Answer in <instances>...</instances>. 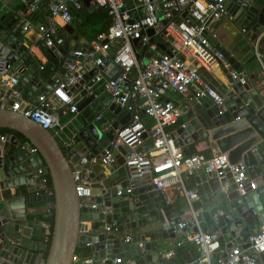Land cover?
I'll return each mask as SVG.
<instances>
[{"label":"water","instance_id":"water-1","mask_svg":"<svg viewBox=\"0 0 264 264\" xmlns=\"http://www.w3.org/2000/svg\"><path fill=\"white\" fill-rule=\"evenodd\" d=\"M49 1L60 2L41 0L39 6ZM260 1H225L227 16L217 22L208 37L222 57L218 64L228 84L216 81L209 72L202 76V81L222 98V105L214 104L209 97H197L191 89L187 97L189 112L172 133L175 146L185 150L184 154H194L197 147L205 145L227 153L232 164L244 162L257 189L249 191L248 185L247 193L239 196L229 176L219 178L199 172L194 180L200 201L189 204L181 197L167 204L165 196L150 184L134 185L131 193H127L131 172L117 151H113L117 167L111 172L89 162L82 168H72L69 157L76 163L83 155L89 161L92 156L103 154L101 141L107 144L113 140L115 130L131 118L130 113L111 103L106 93L92 94L78 105L77 110L86 124L76 127L75 145L67 154L62 152L49 130L20 112L0 109V129L12 132L0 139V264H72L77 250L84 247L91 248L94 264H156L157 242L166 244L183 236L186 230L178 228L180 217L198 208H204L202 228L219 230V245L226 261L235 231L255 233L259 229L264 223V144L256 152H252V148L264 140V100L251 79L244 85L233 82L223 62L232 70L241 71L255 58L253 48L264 32V6ZM166 22L163 20L164 24ZM68 28L74 30V27ZM73 30H68L66 38L70 49H89L87 41ZM148 34L152 35L153 30H148ZM23 35L14 13H0V58L13 67L11 74L17 80L15 89L21 94L22 106L28 107L40 96L49 95L55 87L54 79L62 77L58 64L65 61V67L70 59L64 60L57 53V63L48 61L41 68L35 57L16 59V54L26 50L20 40ZM159 47L166 48L163 44ZM56 102L55 99L49 112L57 111L63 116L68 106L60 107ZM88 106L91 110H87ZM106 110L114 114L115 120L111 129L103 134L92 120L97 113ZM142 137L146 138V134ZM151 146L152 141L148 140L138 151ZM31 148L36 152H30ZM120 151L125 154L126 149ZM36 167H42L49 177L51 195L37 194L41 191L38 178L28 174ZM74 169L89 171L91 195L100 205L97 209L80 207ZM19 203L21 206H16ZM40 204L45 205L43 210ZM41 212L44 218L51 217L52 225L46 254L28 251L18 239L20 231L24 236L30 235L32 229L28 223L33 224L32 217ZM213 215L216 222L211 223ZM87 222L90 225L84 224ZM41 232L45 230L42 228ZM138 243H143V250ZM252 257L264 264V253H254ZM116 258L121 261L114 262Z\"/></svg>","mask_w":264,"mask_h":264},{"label":"built area","instance_id":"built-area-1","mask_svg":"<svg viewBox=\"0 0 264 264\" xmlns=\"http://www.w3.org/2000/svg\"><path fill=\"white\" fill-rule=\"evenodd\" d=\"M20 1L22 7L14 12V18L24 32L37 34V42L16 54L15 58L31 57L33 48H41L61 54L64 60L68 54L70 62L65 67V61L61 64L62 77L54 79L55 87L49 95H42L34 105L24 107L21 94L15 89L17 80L11 74L13 67L0 58V109L20 112L49 130L64 154L73 149L76 132L66 133L67 126L60 121L62 116L57 111L49 112L55 99L60 107L68 106L63 115L75 117L79 115L80 102L100 90L108 95L111 103L131 114L127 124L116 129L113 140L103 147V154L94 155L89 161L83 155L76 163L69 157L72 168H82L89 162L111 172L117 167V158L113 154L117 151L131 172L127 193H131L134 185L150 184L165 196L167 204L172 202L166 196L170 188L178 190L189 204L199 202L197 189L184 183L186 178L199 172L219 178L229 176L234 180L239 196L247 193L248 185L249 191L257 189L244 162L232 164L227 153L218 151L210 156L182 154L172 137L174 128L189 112L187 97L191 89L197 97H209L214 104L222 105V98L202 81V76L210 69L205 62L207 58L218 66V60L222 59L208 34H213L217 22L227 16L226 0H60L58 4L49 1L43 7L39 6L41 0ZM85 1L105 10L110 23L105 33L88 43L89 49L72 51L70 41L66 39L67 28L75 26L73 12L81 10ZM41 10L42 17L32 21L30 17ZM163 20L167 22L164 24ZM150 29L152 35L148 34ZM159 44H163L165 50ZM39 62L41 68L45 62ZM223 67L233 82L244 85L250 80L245 71L232 70L227 62H223ZM93 70L96 72L90 74ZM171 94L186 98V102L168 99ZM143 117L151 119L152 123L147 126L142 122ZM114 120V114L106 110L97 113L92 121L104 134L111 129ZM144 133L146 138L142 137ZM6 136L0 133V139ZM148 140L152 141V146L138 151ZM262 144L264 140L253 147L252 152L259 150ZM121 148L126 149L125 154L121 153ZM30 152H36V149L31 148ZM28 174L38 178L41 187L38 195L52 194L50 179L42 167H36ZM72 174L80 207L97 209L100 205L91 195L89 171L74 169ZM203 212V208H198L180 217L178 228L186 230L187 241L197 250L196 257L185 264H263L252 254L264 253V247H261L264 245V223L255 233L235 231L226 261L219 245V230L202 228ZM211 222H216V215ZM191 227L197 231L186 233ZM45 228H49V224H45ZM138 247L143 250V243H138ZM174 254L172 249L166 256ZM120 261L114 259L116 263ZM94 262L93 256L83 259L75 256L72 264Z\"/></svg>","mask_w":264,"mask_h":264},{"label":"crops","instance_id":"crops-1","mask_svg":"<svg viewBox=\"0 0 264 264\" xmlns=\"http://www.w3.org/2000/svg\"><path fill=\"white\" fill-rule=\"evenodd\" d=\"M261 4L264 6V0L260 1ZM85 3H89L88 1H85ZM22 7V3L20 0H0V13L1 14H9L14 13L16 10ZM44 12V11H43ZM264 20V19H263ZM20 25V24H19ZM75 27V26H74ZM67 30H73L67 28ZM74 34L75 28L73 30ZM72 33V34H73ZM69 34V33H68ZM220 35V31L218 33ZM80 38H83L79 36ZM22 41V44L26 47L36 44L37 42V34L34 31L24 32V35L20 38ZM85 41H87L85 39ZM89 43V41H87ZM44 49L41 48H33V53H31V57H35L37 60L42 62H48V58L46 53L43 51ZM47 52L55 58L57 55L56 52L47 50ZM252 55L255 56V58L246 66H244L243 71H245L249 75V79L253 81L254 87L258 90L259 94L262 96L264 100V32L258 37L255 47L253 48ZM68 58V54L65 55V58ZM206 62V61H205ZM57 63V61L55 62ZM243 64V63H242ZM61 66V64H58ZM58 67V69L60 68ZM218 66V65H217ZM209 73L213 76V78L222 83V84H228L227 78L222 73V70L218 66L219 71L223 75V77L220 75V72L218 70H214L212 67H208ZM103 92L100 90L97 91L96 95L101 96ZM168 99H172L176 102H186V98H183L180 95H174L171 94ZM26 106V105H25ZM87 110H91V107H87ZM69 115H63L60 119L61 123L66 125V133L71 134L76 132V127L81 126L83 124H86L85 118L82 116V113H79V115L73 117ZM151 119L147 117L142 118V122L145 123L147 126L150 125ZM102 147L106 145V141H101ZM183 150L182 152H184ZM217 150L213 147H206L205 145L199 146L195 149V153H202L204 155L210 156L213 152H216ZM186 152V151H185ZM184 152V153H185ZM182 153V154H184ZM185 185L187 187H195L196 188V182L194 180V176L186 178L185 179ZM14 189H12L13 192ZM166 196L172 199V202L177 199L181 198L182 195L178 192V190H174L173 188L167 189ZM16 206H21V203L16 204ZM29 206V205H28ZM41 206V204H40ZM45 205L43 204L42 210L44 209ZM204 210V208H203ZM49 218V217H48ZM48 218H44L42 215V212L35 215V217H32V220L34 221L33 224L28 223V226L31 227V233L29 236H24L21 234V231L18 234V239L21 241V246H25L28 251L31 252H43L46 249L47 245V236H48V229L45 228V224H49ZM37 223H40V225H37ZM212 223V222H211ZM87 225H90V223H84ZM44 229L45 232L42 233L41 229ZM197 230L195 228H190L187 230L186 233L193 234ZM187 234L183 236H179L176 241H168L166 244H163V242L159 241L158 244V256L159 259L157 260L156 264H178L182 263L185 264L186 262L192 260L197 255V250L194 247V245L190 244L186 236ZM147 240V239H146ZM36 247V249H35ZM177 247L176 254L172 257H167L166 253L173 248ZM77 258L83 259L85 257H92L93 252L90 247H84L77 250L76 254ZM163 259V261H161ZM145 264V263H143ZM147 264V263H146Z\"/></svg>","mask_w":264,"mask_h":264},{"label":"trees","instance_id":"trees-1","mask_svg":"<svg viewBox=\"0 0 264 264\" xmlns=\"http://www.w3.org/2000/svg\"><path fill=\"white\" fill-rule=\"evenodd\" d=\"M42 10L37 13L35 16L32 15L30 19L32 21H37L38 18L42 17ZM74 17V24H75V32L79 36L83 37L87 41L91 42L94 39H96L100 34L105 33L108 30V26L110 23V19L107 16V13L105 10H103L100 7H97L90 2L87 4L83 2V7L81 10L74 11L73 12ZM37 18V19H35ZM44 53H46L48 61L56 62L57 60L53 58L47 50H43ZM152 123V121H151ZM150 123V124H151ZM0 133L2 134H10L12 133L10 130L7 129H0ZM43 204H41V207ZM45 208V207H44ZM49 222V229H48V238H47V245L46 249L43 251L45 254L48 249L49 241H50V235H51V217L48 218ZM175 254L177 253V247L173 248ZM174 254V255H175ZM174 257V256H173ZM163 261V259L161 260ZM182 264V263H178Z\"/></svg>","mask_w":264,"mask_h":264},{"label":"bare ground","instance_id":"bare-ground-1","mask_svg":"<svg viewBox=\"0 0 264 264\" xmlns=\"http://www.w3.org/2000/svg\"><path fill=\"white\" fill-rule=\"evenodd\" d=\"M206 64H207L208 67H212L214 70H218V72H220L216 62L214 60H212L211 58H207L206 59ZM220 75L223 77L221 72H220Z\"/></svg>","mask_w":264,"mask_h":264},{"label":"clouds","instance_id":"clouds-1","mask_svg":"<svg viewBox=\"0 0 264 264\" xmlns=\"http://www.w3.org/2000/svg\"><path fill=\"white\" fill-rule=\"evenodd\" d=\"M261 247H264V245H261Z\"/></svg>","mask_w":264,"mask_h":264},{"label":"snow or ice","instance_id":"snow-or-ice-1","mask_svg":"<svg viewBox=\"0 0 264 264\" xmlns=\"http://www.w3.org/2000/svg\"><path fill=\"white\" fill-rule=\"evenodd\" d=\"M62 95V94H61Z\"/></svg>","mask_w":264,"mask_h":264}]
</instances>
